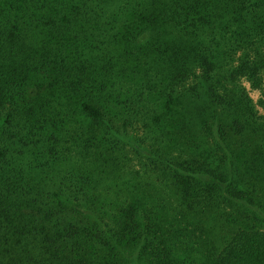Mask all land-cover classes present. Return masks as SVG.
I'll use <instances>...</instances> for the list:
<instances>
[{
  "label": "trees",
  "instance_id": "1",
  "mask_svg": "<svg viewBox=\"0 0 264 264\" xmlns=\"http://www.w3.org/2000/svg\"><path fill=\"white\" fill-rule=\"evenodd\" d=\"M251 90L264 0H0V264H264Z\"/></svg>",
  "mask_w": 264,
  "mask_h": 264
},
{
  "label": "rangeland",
  "instance_id": "2",
  "mask_svg": "<svg viewBox=\"0 0 264 264\" xmlns=\"http://www.w3.org/2000/svg\"><path fill=\"white\" fill-rule=\"evenodd\" d=\"M246 87L248 88L249 86L246 85ZM251 96H252L253 100H254L256 103H258L259 100H261V99L264 100V95H261V93H259V92H257V91H252V90H251ZM259 111H260V113H264V109L259 108Z\"/></svg>",
  "mask_w": 264,
  "mask_h": 264
}]
</instances>
